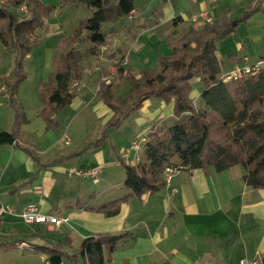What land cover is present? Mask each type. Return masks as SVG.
<instances>
[{
  "label": "crops",
  "instance_id": "1",
  "mask_svg": "<svg viewBox=\"0 0 264 264\" xmlns=\"http://www.w3.org/2000/svg\"><path fill=\"white\" fill-rule=\"evenodd\" d=\"M249 1L136 0L131 20L124 18L114 25L104 26L108 27L109 34L105 32L106 44L99 48L102 65L107 69L113 56L122 53L128 56L124 73L139 79L144 72L157 70L155 62L159 66V55H171L172 44H168L166 38L182 37L192 27L202 28L206 23L200 19L201 14L207 16L211 24L239 18ZM259 6L261 9L238 25L234 33L217 41L216 57L224 68L223 73L234 66L264 58V0ZM150 59L155 65L149 66ZM82 67L81 78L73 81L80 86L74 90V100L51 117L58 127L46 130L40 117L43 103L36 92V110H22L25 122L20 127L19 140L16 144L0 145V201L16 214L28 204H35L43 214L67 218L68 222L61 223L58 231L53 232L47 225H25L7 216L0 226L1 231L19 234L17 238L32 248L49 247L51 242L69 234L72 248L66 249L65 253L70 257L76 254L86 238L123 235L103 264H240L250 260L261 264L264 261V190L245 184V171L241 166L220 173L212 167L178 170L172 175L169 186L140 198L132 196L124 187V176L114 181L110 174H103L100 180L99 177L81 179L68 175L66 163L81 157L77 165H72L75 169H96L100 175L101 167L107 162L103 146L108 140V132L118 130L122 125L109 129L107 138L98 146L87 147L100 138L113 115L107 117L100 134L92 141H82L79 147H71L74 143L66 126L79 128L100 115L109 116L99 109V102L104 105L97 97L98 82L102 80L97 79L94 87V71L88 75L84 64ZM54 71L55 68H49L46 74ZM45 79L40 82L45 83ZM195 82L199 80L196 79L192 87L201 107L199 97L202 92L195 89ZM104 83L110 84L108 80ZM91 94L93 100L89 99ZM86 100H89L88 107L95 103L94 107L78 109ZM149 100L133 113L137 114L131 120L134 138L149 134L154 125H161L166 120L172 122V103L163 109L156 106L154 110H148L152 108ZM0 111V132H10L14 112L10 110V115L7 110ZM63 127L60 136L59 130ZM130 143L127 148L118 140L117 147L111 145L117 165H121L120 159L127 163L122 152ZM26 150L33 152L39 163ZM134 155L131 152L130 158ZM53 161L56 163L48 165ZM131 162L130 165H135ZM19 224L24 228H15ZM5 225L12 227L5 231ZM62 264H82V261L65 258Z\"/></svg>",
  "mask_w": 264,
  "mask_h": 264
},
{
  "label": "trees",
  "instance_id": "2",
  "mask_svg": "<svg viewBox=\"0 0 264 264\" xmlns=\"http://www.w3.org/2000/svg\"><path fill=\"white\" fill-rule=\"evenodd\" d=\"M59 2V7L87 8L91 16L80 21L69 36L59 38L57 55L52 58L55 71L45 83L39 82L36 87L43 103L40 117L46 130L58 127L51 117L74 100L76 95L71 83L81 78L84 60L97 57L99 48L106 44L104 26L127 18L136 7V0ZM259 3L261 0H250L245 13L231 21L224 19L220 24L192 27L180 41L170 46V56H158L159 69L146 71L139 79L126 78L131 92L123 104L116 100L118 86L98 82L97 97L112 111L113 118L100 138L87 147L98 146L107 138L109 129L119 128L131 114L141 109L145 101L160 98L166 105L173 104L171 124L164 130H151L142 159L135 165L119 160L125 171L124 187L132 196L140 198L164 187L165 169L172 167L178 170L212 167L220 173L241 166L245 171V184L264 190V68L257 74L224 83L221 80L224 68L216 57L217 41L234 33L238 25L259 11ZM23 5L26 16L19 18ZM56 9L41 0H0V43L5 53L11 51L15 57L12 76L0 77L9 107L14 112L10 132H0L1 146L16 144L20 138V127L25 119L23 107L15 97L18 87L26 79L24 61L42 43L36 30ZM123 70L118 69L119 73ZM196 79L203 85L199 97L201 107L191 98ZM26 151L39 163L33 152ZM54 163L56 161L48 165ZM18 235L6 236L0 227V249L18 247L23 243ZM122 238L123 235L86 238L72 257L65 253L66 249L72 248L69 234L51 242L49 247L34 250L46 256L48 264H62L65 258L76 261L79 258L82 264H103Z\"/></svg>",
  "mask_w": 264,
  "mask_h": 264
},
{
  "label": "rangeland",
  "instance_id": "3",
  "mask_svg": "<svg viewBox=\"0 0 264 264\" xmlns=\"http://www.w3.org/2000/svg\"><path fill=\"white\" fill-rule=\"evenodd\" d=\"M41 1L45 5L55 6L57 9L54 13L50 15L49 18H47L43 26L36 30L35 34L36 36L42 39V43L37 48H34L32 52L30 53L29 57L26 58L24 61V70L26 72V79L18 87L15 98H16V102L19 105H21L23 109L25 110H36L35 102L38 99V95L36 93V87L38 86L40 79L48 78L49 74L48 73L46 74V72L49 70V68L50 69L54 68L50 61L54 55H57L56 45H57L59 38L61 36H64V37L69 36L71 32L78 26L80 21L88 19L91 16V11L88 10L87 8L80 7L77 9H73V7L69 5L59 7L60 5L59 0H41ZM22 13L18 14L19 18H25L26 13L25 14H22ZM131 17L132 15L127 18L131 20L132 19ZM182 29H184V27H182ZM104 30H105L104 32L109 34L108 27H104ZM182 38L183 36L182 37L178 36L171 40L166 38V40H168V44L170 43L173 45L177 41H180ZM156 46L158 47L159 45L156 44ZM99 51L100 50H98L97 57L95 58L92 57L90 59H87V60H90L91 63L88 62L87 60H84L83 64L87 70V74L91 75L92 71H94V75H92V78L95 82L94 87L97 83L96 82L97 79L102 80V81L108 80L110 83H113L114 85L118 86L116 100L117 102L123 104L127 101L128 95L131 91L130 82L126 80V78L130 77V75H127L124 73L123 69H125V66L120 67L119 63L124 58L128 59V56L127 55L123 56L122 53L118 54L117 56L116 55L113 56V60L111 59L112 62H110L107 69H105V67L102 65L103 60H100ZM151 55H154V54L152 53ZM150 63L151 64L149 66L156 64V69L159 68L158 64L156 62L154 64L152 59H150ZM14 67H15L14 54L11 53V51L5 53L4 48L2 44L0 43V77L12 76ZM120 68H122L123 70L121 71V73H119L118 71V69ZM150 69H153V68H150ZM74 83L75 82H72L71 86ZM76 83L78 84V88L73 89V90H78L80 88L79 83L78 82ZM196 83L197 82H195V89H199L202 92L203 85L200 82H198L197 84ZM191 98L193 99L195 103H197L196 93H194V91H192L191 93ZM89 99L93 100L92 94L90 95ZM88 101L89 100H86L85 104L79 106L78 109L80 110L86 109L88 107ZM77 104H78V101L75 103L74 106H77ZM149 104L152 106V108L148 110H154L156 106H159L161 109L166 108L165 106H167L160 98H151L149 100ZM94 105L95 103H91V106H89L87 109H92ZM99 106H100L99 109L105 110L104 112H106L109 116L100 115V118L97 117L96 119H93L87 126L83 123L79 125V128L73 127V125H70V127L66 126V128H69V131H70L69 136L71 137L74 143L72 144L73 146H71L72 148L79 147V144L82 141H85V143L92 141L96 134L97 135L100 134L102 127H103L102 126L103 121H107L106 120L107 117L110 118L113 115L112 112L107 107L102 105L100 102H99ZM197 106H198V103H197ZM0 110H7V112H9V114L11 115L10 110L12 109L9 107L8 98H6V93L4 92V86L1 81H0ZM132 115L128 120H125L122 123L121 127L118 130H110L108 132V135H109L108 140L103 146L104 149L106 148L105 156H106L107 162L105 163L103 167H101L100 175L98 176L99 178L97 179L100 180V177H102L103 174L112 175L114 178V181L123 176L125 178L124 168L121 165L116 164L117 163L116 156L114 155L111 149V145H114L115 147L116 142L118 140V143L119 141H123L125 148L128 147L130 143V139L133 137V135H135L134 134L135 131L131 125V120H133L137 116V114L133 116ZM168 122L169 124H166ZM170 124H171L170 121L166 120V122H163L161 125L159 124L156 127L154 125L155 128L153 127L152 130H155V129L157 131L164 130ZM71 130L75 132L71 133ZM63 132H64V127L59 130V135L61 136ZM142 153L143 152L140 153V160L142 159ZM81 158H74L70 162L66 163L68 167L66 172L71 171L72 169H75L74 166L80 162ZM126 162L129 164L132 163L128 161ZM133 163L136 164L135 162ZM10 227L12 226L5 225L3 229L5 231H8L10 230ZM18 227L20 229L24 228L23 225L21 224L17 225L15 228H18ZM3 234L4 235L6 234V236L9 235V233H6V232L5 233L3 232ZM13 240H15V238H13ZM34 248H32L31 251L26 250V249H20L18 247H16L15 249H11V250L0 249V264H45L47 262L46 258L45 257L41 258L40 255L42 254L36 253ZM72 251L73 250H71L70 252L72 253Z\"/></svg>",
  "mask_w": 264,
  "mask_h": 264
},
{
  "label": "built area",
  "instance_id": "4",
  "mask_svg": "<svg viewBox=\"0 0 264 264\" xmlns=\"http://www.w3.org/2000/svg\"><path fill=\"white\" fill-rule=\"evenodd\" d=\"M20 11L25 13L27 11L26 7L24 5L21 6ZM128 17H130V15ZM200 19L204 20L206 24H211V20L207 16L201 14ZM127 64H128L127 58H124L119 63L120 67H124ZM263 68H264V58L259 59L251 64L245 63L240 66H234L231 70L222 74L221 80L224 83L236 81L242 77H246L252 74H257ZM103 81L106 82V80ZM75 88H78L77 83L72 84L71 89L73 90ZM147 141H148V134L139 135L136 138H134L131 141L129 148L122 152V157L125 159V161L128 162L134 161L137 164L140 161V153L143 151ZM131 152L135 154L133 158H130ZM176 171H178V169H173V168L165 169L164 183L166 186H169L172 175ZM68 175L78 177L81 179H88V178L95 179L98 177L99 172L96 169H91V170L73 169L69 171ZM172 192L176 193V190L173 189ZM7 216L14 217L19 222L25 225H47L49 228H51V231L53 232L58 231V226L61 223L68 222L67 218L59 219L58 217H53L43 214L35 204H28L21 212L16 214L11 210L9 206L5 205L2 201H0V222H3V219H5ZM18 248L26 249V250L32 249L30 245L24 243H20L18 245ZM240 264H259V262L256 260H250V261H242L240 262Z\"/></svg>",
  "mask_w": 264,
  "mask_h": 264
},
{
  "label": "bare ground",
  "instance_id": "5",
  "mask_svg": "<svg viewBox=\"0 0 264 264\" xmlns=\"http://www.w3.org/2000/svg\"><path fill=\"white\" fill-rule=\"evenodd\" d=\"M173 168V167H172ZM182 170V169H181Z\"/></svg>",
  "mask_w": 264,
  "mask_h": 264
}]
</instances>
